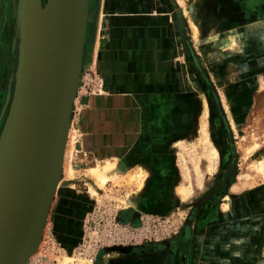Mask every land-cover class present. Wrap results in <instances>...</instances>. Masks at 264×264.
Listing matches in <instances>:
<instances>
[{
  "label": "crops",
  "instance_id": "0c3cea01",
  "mask_svg": "<svg viewBox=\"0 0 264 264\" xmlns=\"http://www.w3.org/2000/svg\"><path fill=\"white\" fill-rule=\"evenodd\" d=\"M184 2L200 30L197 49L175 1L107 0L102 39L96 46L95 39L90 38L83 52V67L102 79V90L76 93L71 118L76 130L82 132V149L92 160L116 159L125 172L141 168L146 173L142 191L132 196L130 207L121 213L126 220L136 221L137 212L168 215L196 201L207 181L216 175L213 172L208 176L206 169H201L202 185L194 186L187 202L176 194L180 169L175 159L178 151L174 149L178 142L187 148L184 142L195 126L203 98L201 77L193 62L199 60L202 65L197 55L206 58L213 52L217 54L223 43V29L243 25L248 35L259 30L260 39L254 41L252 50L261 52L264 62V24L258 23L264 22V0ZM240 20L245 23L239 25ZM258 44L263 45L256 47ZM216 146L219 148L217 142ZM233 184H227L222 195L209 202L213 221L202 225L203 212L199 211L192 221L191 234L184 229L193 260L200 259L204 248H212L213 240L223 248H244L241 259L246 264L257 260L263 263L264 201L257 197L252 200L254 194L229 195ZM224 196L231 200L228 212L222 209ZM231 234L244 239L227 242ZM179 255H117L115 264H182Z\"/></svg>",
  "mask_w": 264,
  "mask_h": 264
},
{
  "label": "rangeland",
  "instance_id": "374dc122",
  "mask_svg": "<svg viewBox=\"0 0 264 264\" xmlns=\"http://www.w3.org/2000/svg\"><path fill=\"white\" fill-rule=\"evenodd\" d=\"M89 1L88 30H86L85 47L87 43H89L90 38L95 39V43L97 37L99 39L102 33L101 25L104 8L107 3V0ZM45 4L46 0H40L42 9ZM18 8L19 0H0V136L9 115L14 90V79L18 65ZM182 14L185 23L189 25L192 31V36L189 38L193 40V45L197 49L198 42L194 41L195 39L193 37V30L190 22L187 21L183 12ZM243 23H245V21ZM243 23L240 20L239 25ZM258 23L260 25L264 24V22L262 23L260 21ZM253 25L254 24L251 23V26ZM243 27L242 25L239 26L238 29H223V38H221L223 43L219 46L217 54L213 52L215 51L214 48L211 56L202 58L201 55H197L198 58L202 59V68L208 80V82H205V80L201 78V81H199L198 78L195 77V80L199 81L202 85L200 95L203 96L204 99L200 97V110L196 115L195 126L188 140L184 142L187 148L182 142L181 147L177 146V144L180 143L178 142L176 144L178 149H174L178 151L175 159H177L176 164H178V169H180V181L175 190L177 195L179 188H187L188 190H192L194 194V186L197 184L201 187L203 180V172L201 169H206L208 176L216 172V175L207 181L205 190L203 189V192H201L202 194L198 198H201L202 201H206L197 208L195 214L196 217L199 211L203 212L201 220L204 221V223L202 225H207L214 219L212 208L208 207L209 201L214 200L215 196L222 195V191L226 188L227 184L229 185L232 182L235 187L232 186L233 188H231V191L229 189V195L237 196L241 194L240 196H243L244 194H254L251 197L252 200H255L257 197L261 202L264 201V176L257 167L258 161L264 163V62L261 52H253L252 50L254 41L256 40L257 42L260 39V35H257V33L260 32H256L259 30L255 29L256 31L253 30L248 35L246 28ZM208 33L209 32L206 31V34ZM232 34L234 35V39L237 40L236 45L231 41ZM219 40L220 39H218L217 42H219ZM261 45L263 44H258L256 47ZM84 71L89 70H85L83 67L82 73ZM196 83L198 84V82ZM210 87L215 91L220 103H223L222 105L226 107L223 111H226V113H224L226 121L229 123L228 126L230 122H233L235 130H232L231 125L229 127V132L224 128V124L216 111ZM205 107L208 110L207 130L210 135V141L218 152V157L216 159L209 154L210 148L206 147L200 141V124H203L202 118ZM72 108H74V103ZM69 132H72L71 135L69 133L67 139L70 145L66 144L67 147H65L66 151L64 152L62 162L60 184L50 201L46 216L47 219H45L44 222L37 250L32 257H30L28 264H34L38 254L46 255V262L43 264H59L58 259L65 256L67 253L74 258L79 257V260L90 262L88 257H80L77 255V252L84 243L87 227L86 223L90 215L97 211L98 208L118 211V220L123 223L130 221L133 223L134 227L140 226V220H138L140 217L147 216L158 219L159 226L151 227L150 232H152L153 235H148V237L151 238L150 241H145L136 247L128 248L131 250L130 253L110 251L107 254L99 256L95 264H103L105 259H108L109 263L114 264L119 258L117 255L134 256L135 258L146 255L149 257L169 255L173 258L176 257L175 255H178V253H180L179 256L182 264H246V262L241 259L244 248H223L220 247L219 244L216 245L213 240L211 242L212 248H204L205 253L200 259L193 260L189 249L190 246L187 247L186 243L188 241L183 232L189 214L187 209L183 207L184 204L168 215L158 216L137 212L138 216L136 221H132L131 218L126 220L121 213L123 210H127L130 207L129 204L127 209H122L115 200L118 201L127 194L131 195L132 198L135 193L141 192L137 189L136 182L129 179L132 177L133 173L136 175L139 168L138 170L125 172V169L121 167L120 162L117 160V163L124 171L122 174L123 176L120 178L119 185L110 182L107 184V189L105 191L100 190L95 182L85 174V170L95 167L98 163L102 164L106 158H103V160H92L87 152L82 149V132L76 130L71 117ZM236 135L237 139L235 138ZM223 139L225 145L221 144ZM76 141L79 147L81 145V150H78L75 144L73 145ZM216 142L219 148L216 146ZM255 142L261 145L248 159L245 157V153ZM230 144L235 147L236 151L233 176L218 193L207 196L206 192L219 180L223 171L229 166ZM70 152L72 153L70 154ZM68 166L74 168L75 171L71 179L66 175ZM250 166H252V168ZM248 175L250 176L249 178L246 177ZM89 187H92L97 192L98 195L96 197L91 195ZM199 193L200 192L196 193L197 197ZM178 196L182 201V196ZM198 199L196 200L197 202H193L198 203ZM229 210L224 211L228 212ZM195 233L198 232L196 231ZM240 237V235L238 237H233V234H231V238L227 240V242H230L231 239L236 241ZM240 239L243 240L244 238ZM223 241L225 242V240ZM204 244L206 245V241H204ZM230 244L231 243H229V245ZM214 245L217 248H214ZM251 263L260 264L258 260Z\"/></svg>",
  "mask_w": 264,
  "mask_h": 264
},
{
  "label": "water",
  "instance_id": "95a60500",
  "mask_svg": "<svg viewBox=\"0 0 264 264\" xmlns=\"http://www.w3.org/2000/svg\"><path fill=\"white\" fill-rule=\"evenodd\" d=\"M87 1L46 0L42 9L40 0H19L18 65L0 136V264H25L48 212L79 85ZM197 69L208 82L202 68ZM210 88L229 132L218 97ZM230 149L234 152L233 145ZM234 168L232 164L207 193L219 190ZM116 251L131 252L128 248Z\"/></svg>",
  "mask_w": 264,
  "mask_h": 264
},
{
  "label": "bare ground",
  "instance_id": "6f19581e",
  "mask_svg": "<svg viewBox=\"0 0 264 264\" xmlns=\"http://www.w3.org/2000/svg\"><path fill=\"white\" fill-rule=\"evenodd\" d=\"M172 1H175L176 4H178L182 10V12L184 13V16L186 17L187 21L190 22V25H191V28L193 30V37H194V41H198V37H199V33H200V30L194 20V16L192 15V12H190L191 10L188 8V6L186 5V3L184 2V0H171ZM89 0L87 1V7H86V21H85V28H84V38H83V52L85 50V43H86V30L87 29V25H88V15H89ZM173 4V3H172ZM43 13V12H42ZM40 13L38 16L40 17V15L42 14ZM100 14V13H99ZM43 15V14H42ZM102 15V14H100ZM99 29V28H98ZM180 29V28H179ZM180 31V30H179ZM99 32V30H98ZM102 32V31H101ZM181 35V34H180ZM102 39V33L100 34L99 36V39L97 37V40H96V43L95 45L97 46L98 43H100ZM182 40V39H181ZM231 41L234 43V45L237 44V40L234 39V35L232 34V37H231ZM205 49V48H204ZM96 51V50H95ZM94 52V51H93ZM97 54V53H96ZM96 56V55H95ZM194 67L197 69V67H201L202 68V65L200 63L199 60H194ZM82 69H83V53H82V60H81V63L79 65V69H78V81H79V85H78V88H77V91L79 89V86H80V83H81V77H82ZM198 70V69H197ZM203 70V68H202ZM204 71V70H203ZM81 72V73H80ZM81 74V75H80ZM205 74V72H204ZM206 76V75H205ZM77 79H76V83L78 82ZM76 86V84H75ZM204 99V97H203ZM219 100V99H218ZM74 103V102H73ZM219 103H220V100H219ZM225 103V102H224ZM208 104V103H207ZM223 103H220V107H221V111H222V114H223V117H225V113L226 111H223L224 109H226L225 105H222ZM205 106V105H204ZM217 111V109H216ZM225 112V113H224ZM228 112V111H227ZM228 115V114H227ZM207 117H208V110L207 108L205 107L204 108V113H203V118H202V122L203 124H201V135H200V141L206 146V147H209L210 148V153L212 157H215V159L218 157V152H217V149L212 146V143L210 141V135L208 134V130H207ZM228 117V116H227ZM223 119V118H222ZM227 122V121H225ZM226 124H229V123H226ZM230 125H231V128L232 130H235L234 129V124L233 122H230ZM229 125V127H230ZM237 125V123H236ZM69 126H70V123L69 124H66V127H65V132H64V138H63V143H62V159H61V162L59 164V167H58V170H57V174H56V178H55V181H54V184H53V187H52V192H51V195L53 197V195L55 194L56 192V189L58 187V185L60 184V175H61V171H62V162H63V158H64V152L66 151L65 150V147L66 144L68 145L69 143L67 142V139L69 137ZM228 126V125H227ZM226 126V128H227ZM228 129V128H227ZM72 133V132H71ZM70 133V135H71ZM235 134V132H234ZM237 137V135L235 136V138ZM74 138V137H73ZM237 139V138H236ZM233 141V140H232ZM72 142V141H71ZM260 142V141H259ZM201 143V144H202ZM236 143V142H235ZM75 144V147L78 148V150H81V145L80 147L78 146V143L77 141L73 143V145ZM70 145V144H69ZM261 144L255 142L253 144V146L249 149H247L246 153H245V157L246 158H250L254 153L255 151L259 148ZM177 146L181 147L182 146V143H178ZM234 148V152H231V155L234 156V154L236 155V151H235V147L233 146ZM204 150V149H203ZM72 151V150H71ZM69 153V152H68ZM72 152H70L71 154ZM206 154V153H205ZM208 155V153H207ZM71 158V157H70ZM237 165V164H236ZM252 168V166H250ZM257 167L259 169L260 172H262L261 174L264 176V163L263 162H259L257 163ZM66 175L68 178H73L74 176V168H72L71 166H68L67 167V171H66ZM211 172V171H210ZM124 173V171L121 169L120 165L117 163V160L116 159H112V160H105L104 162H102V164H97L95 167H91L89 169H86L85 170V174L90 177V179H92L96 186L100 189V190H106L107 189V184L110 183V182H114L116 185H119V181L121 180V176H123L122 174ZM212 174V173H211ZM134 175V173H133ZM131 178H129L130 180H134L136 182V187L139 191H142L143 187H144V181H145V177H146V173L143 171V169L139 168V171L136 173V175H134ZM247 178H249L250 176H246ZM232 178V177H231ZM252 179V178H251ZM129 180V181H130ZM230 181V180H229ZM146 182V181H145ZM189 187V185H188ZM241 187V186H240ZM224 188V187H223ZM89 191L91 193V195L93 197H96L98 194L97 192L92 188V187H89ZM193 194V191L192 190H188L187 188L185 189H181L179 188L178 189V195L182 196V202H187V200L192 196ZM129 199L131 201V195H126L125 197H123L122 199H119L118 201L115 200V202H118L119 204V207H121L122 209H127L130 205H131V202H129ZM202 200L199 199L198 203H194V202H191L189 204H184L183 207H185L187 209V213L188 214V220H187V224L188 225L186 227V230L191 233L192 231V221L189 219L191 213H192V210L201 206L203 204V201L201 202ZM129 204V206H128ZM118 207V206H116ZM222 208L224 210H229L231 208V200L229 198V196H225L224 197V200L222 202ZM194 214V213H193ZM47 215H44V218L42 220V223L40 225V228L38 230V233L36 234V237L33 241V244L31 246V249H30V252L26 258V262L25 264H28L29 262V259L30 257H32V255L35 253V251L37 250V247H38V244H39V241H40V238H41V233H42V230H43V227H44V222H45V219ZM194 216V215H193ZM187 232V233H188ZM263 240V239H262ZM264 248V247H263ZM79 258V257H78ZM78 258H74L72 257L71 255H69L68 253L63 256L62 258H59L58 259V263L59 264H91L89 261H84V260H79ZM108 258V257H107ZM264 259V258H263ZM115 261V260H114ZM103 264H111L109 263V260L108 259H105L103 261ZM113 264V263H112ZM115 264V263H114ZM263 264H264V261H263Z\"/></svg>",
  "mask_w": 264,
  "mask_h": 264
},
{
  "label": "built area",
  "instance_id": "2783aa9c",
  "mask_svg": "<svg viewBox=\"0 0 264 264\" xmlns=\"http://www.w3.org/2000/svg\"><path fill=\"white\" fill-rule=\"evenodd\" d=\"M78 90L85 94L100 93L102 79L91 71H84ZM117 213L118 211L115 210L98 208L90 215L86 223L84 243L77 252L78 256L88 257L90 263L95 264L99 256L110 251H116L118 248L136 247L145 241H150L151 238L148 235H153L150 232L151 227L159 226L158 219L147 216L140 217V226L134 227L130 221L120 222ZM44 262H46V255L38 254L34 264H43Z\"/></svg>",
  "mask_w": 264,
  "mask_h": 264
},
{
  "label": "flooded vegetation",
  "instance_id": "af4514ba",
  "mask_svg": "<svg viewBox=\"0 0 264 264\" xmlns=\"http://www.w3.org/2000/svg\"><path fill=\"white\" fill-rule=\"evenodd\" d=\"M221 118V117H220ZM221 121H222V123H223V120H222V118H221ZM224 124V123H223ZM225 128V127H224ZM227 131V130H226ZM228 132V131H227ZM222 145H225V142H224V139L222 140ZM232 144H230L229 145V152H230V163H229V166L223 171V174L220 176V178H219V180L218 181H220L221 180V178H222V176L225 174V172L229 169V167L232 165V164H234V166H235V160H236V157H235V160H233L232 159V155H231V149H230V146H231ZM234 170H235V168H234ZM233 173H234V171L232 172V174H231V176L226 180V182L233 176ZM217 181V182H218ZM216 182V183H217ZM226 182L224 183V185L219 189V190H221V189H223V187L225 186V184H226ZM215 183V184H216ZM215 184H213L210 188H209V190L215 185ZM208 190V191H209ZM219 190H217L216 192H214L213 194H211V195H214V194H216V193H218V191ZM207 191V192H208ZM206 192V195L207 196H211V195H209L208 193ZM201 199V198H200ZM199 200V199H198ZM209 201V200H208ZM213 201V200H212ZM197 202V201H196ZM206 201H203V203H205ZM209 202H211V201H209ZM197 208H199V207H197ZM197 208H195V209H193L192 210V213H194L193 215L194 216H192V217H189V219L191 220V221H193V219H194V217H195V214H196V210H197ZM186 224H187V222H186ZM186 226V225H185ZM184 229H186V227L184 228ZM191 234V233H190Z\"/></svg>",
  "mask_w": 264,
  "mask_h": 264
}]
</instances>
